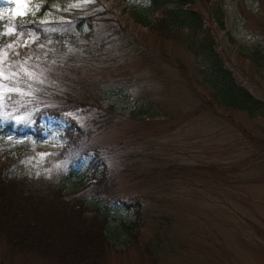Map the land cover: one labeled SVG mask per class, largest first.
<instances>
[{
	"label": "rangeland",
	"instance_id": "rangeland-1",
	"mask_svg": "<svg viewBox=\"0 0 264 264\" xmlns=\"http://www.w3.org/2000/svg\"><path fill=\"white\" fill-rule=\"evenodd\" d=\"M109 5L0 0L6 33L19 18L52 24L51 37L81 26L73 44L45 64L13 58L20 48L44 47L34 29L0 46V120L11 124L0 150L18 157L20 172H72L77 184L63 197L107 209L106 224L99 210L84 213L106 226L110 245L100 264H264V116L214 97L187 47L189 30L165 35L120 12L103 13ZM195 7L216 26L236 80L264 100V62L255 58L257 48L264 53V0H225L223 26L214 23L209 1L195 0ZM58 106L67 111L42 113L37 122L38 110ZM72 121L75 149L65 135ZM6 231L0 264H62L10 252Z\"/></svg>",
	"mask_w": 264,
	"mask_h": 264
},
{
	"label": "trees",
	"instance_id": "trees-1",
	"mask_svg": "<svg viewBox=\"0 0 264 264\" xmlns=\"http://www.w3.org/2000/svg\"><path fill=\"white\" fill-rule=\"evenodd\" d=\"M104 1L110 2L109 7L112 10L105 8L103 13L120 12L122 16L128 15L142 26L158 30L165 35L189 30L187 40L190 41L187 47L193 53L200 73H207L204 76L205 82L208 81L214 86V97L220 93L222 97L220 102L223 104L239 107L253 116H264V100L255 96L251 90L236 80L233 70L227 66L225 58L218 49L216 26L195 7V0ZM207 1L210 2V13L214 23L217 21L218 25L223 26L225 0ZM13 21L15 28L6 33L3 31V24L6 21L0 16V46L16 42L21 34L23 39L30 29L40 33L39 41L44 45L31 49L20 48L19 54L13 57L17 61L27 58L45 64L47 55L51 58L62 54L67 50L69 43L73 44V40H76L78 32L81 31L79 26L77 32H70L65 37L61 35L51 37L50 30L46 27L52 24L20 18ZM118 32L136 47L141 44L133 33L125 29ZM83 36L86 37L85 32ZM205 40H207L206 44ZM257 49L254 50L257 62H264L259 60V56L264 57V53ZM166 57L170 59L169 55ZM68 103L79 106L92 105L85 101L68 100ZM65 111H67L66 106L49 108L42 112L38 110L35 118L39 122L42 113L57 116ZM2 124L0 120V138L8 134L11 126V124ZM77 128L72 121L65 132L72 149L80 146L79 135L75 132ZM33 133L36 137L41 135L39 131ZM66 149L68 145L62 150ZM17 162L18 157L0 150V231L2 232L3 228L7 230L8 250L34 252L55 258L62 264H100L99 258L105 254L110 245V239L105 232L106 226L96 224L84 213L95 208L99 210L106 224L109 216L107 209L91 199L83 198L75 202L63 197L65 189L77 184L72 172L60 178L39 176L17 171L15 168ZM79 180L83 181L82 178Z\"/></svg>",
	"mask_w": 264,
	"mask_h": 264
},
{
	"label": "snow or ice",
	"instance_id": "snow-or-ice-1",
	"mask_svg": "<svg viewBox=\"0 0 264 264\" xmlns=\"http://www.w3.org/2000/svg\"><path fill=\"white\" fill-rule=\"evenodd\" d=\"M23 23V22H22ZM9 31H11V29L9 30ZM9 47H11V45H9ZM7 54L5 53V56H6ZM5 78H7V77H5ZM17 91H18V89H17Z\"/></svg>",
	"mask_w": 264,
	"mask_h": 264
}]
</instances>
